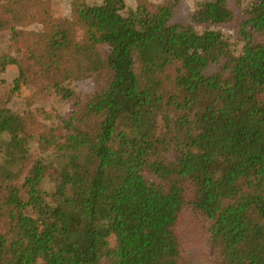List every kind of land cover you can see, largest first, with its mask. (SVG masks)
Listing matches in <instances>:
<instances>
[{
	"label": "trees",
	"instance_id": "trees-1",
	"mask_svg": "<svg viewBox=\"0 0 264 264\" xmlns=\"http://www.w3.org/2000/svg\"><path fill=\"white\" fill-rule=\"evenodd\" d=\"M182 1L126 16L125 0L79 1L47 31L10 28L30 37L23 62L0 57V74L19 67L12 92L40 78L72 110L37 135L63 159L49 193L39 124L0 105V264H264V0L178 20ZM84 79L86 95L64 86Z\"/></svg>",
	"mask_w": 264,
	"mask_h": 264
},
{
	"label": "rangeland",
	"instance_id": "rangeland-1",
	"mask_svg": "<svg viewBox=\"0 0 264 264\" xmlns=\"http://www.w3.org/2000/svg\"><path fill=\"white\" fill-rule=\"evenodd\" d=\"M84 1L88 5H99L102 0H34L33 2L18 1L15 4V0H0V18L6 20L10 27L0 31V57L13 56L20 60V62L26 59L28 54L27 48L30 43V37L25 41L19 39L13 41L11 39V27L19 32L31 33L39 31H47L49 24H57L59 21L70 20L72 17L73 3ZM170 0H125L126 9L121 14L126 16L130 12L136 11L139 2H146L149 5H161ZM204 0H183L181 9L178 10V20H187L188 14L192 13L197 4ZM231 5L234 8L237 16L241 18L243 16V10L248 7V1L242 0L240 3L237 0H231ZM50 22V23H49ZM60 23V22H59ZM68 25V23H67ZM211 31H218L227 38L232 46L233 53L239 55L242 51L243 44L235 38L233 29L224 28H210ZM205 31L204 28L198 27V32ZM28 66L30 71L28 74L33 76H39V69L29 62ZM214 69L210 70L213 71ZM170 76L174 75V68L169 70ZM19 77V67L15 64L8 65L5 70L0 74V105H6L12 111L25 114L32 118V121L37 122L34 129L35 138L29 141L28 150L34 157H44L46 162V176L43 181L42 188L51 193L57 182V170L63 163L56 151L53 148L44 152L45 147H41L38 142V132L42 133V126L46 124L53 128H60L62 120L66 119L72 108V103L68 97L63 93L56 92L53 89H43V87L51 88L46 85L42 80L37 79L33 83L22 87L20 96L12 92L13 83L16 78ZM65 87L69 88L72 93L86 95L95 88V84L92 80L84 79L79 81H73L71 83L66 82ZM45 133V132H44ZM62 134V132H61ZM4 145H0V164L3 162V154L5 153ZM13 170H16L19 166V161H15L13 164Z\"/></svg>",
	"mask_w": 264,
	"mask_h": 264
}]
</instances>
